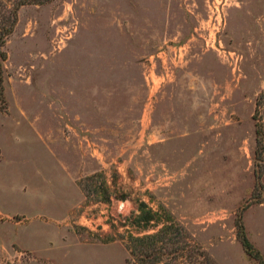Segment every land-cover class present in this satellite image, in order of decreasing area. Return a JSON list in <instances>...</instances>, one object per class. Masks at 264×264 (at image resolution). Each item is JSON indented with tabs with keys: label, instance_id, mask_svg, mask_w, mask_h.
Masks as SVG:
<instances>
[{
	"label": "rangeland",
	"instance_id": "1",
	"mask_svg": "<svg viewBox=\"0 0 264 264\" xmlns=\"http://www.w3.org/2000/svg\"><path fill=\"white\" fill-rule=\"evenodd\" d=\"M3 50L0 264H256L239 215L264 256V0L26 4Z\"/></svg>",
	"mask_w": 264,
	"mask_h": 264
},
{
	"label": "trees",
	"instance_id": "2",
	"mask_svg": "<svg viewBox=\"0 0 264 264\" xmlns=\"http://www.w3.org/2000/svg\"><path fill=\"white\" fill-rule=\"evenodd\" d=\"M48 0H17L11 4L0 0V90L3 84V62L6 59V53L3 50V46L6 42L7 36L12 32V29L17 20V11L19 8L26 4H42ZM256 132L261 134L260 128ZM104 199H108L107 196ZM139 214L136 216L138 222L144 223L142 228H148L150 226L156 227L161 225L155 232L149 234H143L141 236H131V243L129 244V253L131 256H136L139 254L140 259H145L149 255H154L156 252L162 253V247L158 249L157 243L162 241L167 242V236L170 233H174L175 229L179 231L181 228H175L173 220L169 218L159 217L158 211H153L151 208L147 207L145 202H140L139 204ZM141 227V226H139ZM237 228V238L239 239L245 253L255 261L256 264H264V256L261 251L256 248L248 239L244 231V226L241 222L240 215L236 222ZM181 232V231H180ZM171 241V240H168ZM183 247H176L174 251L183 250ZM141 255V256H140ZM180 256L182 253L180 252ZM161 257H157L151 260V264L160 263Z\"/></svg>",
	"mask_w": 264,
	"mask_h": 264
},
{
	"label": "crops",
	"instance_id": "3",
	"mask_svg": "<svg viewBox=\"0 0 264 264\" xmlns=\"http://www.w3.org/2000/svg\"><path fill=\"white\" fill-rule=\"evenodd\" d=\"M2 209V208H1ZM2 214L4 215V216H8V215H17V214H19V215H21L20 213H10V212H8V211H6V210H3L2 209ZM23 215V214H22ZM10 223V222H9ZM17 225V224H15V223H11L10 225ZM20 225V224H19Z\"/></svg>",
	"mask_w": 264,
	"mask_h": 264
}]
</instances>
